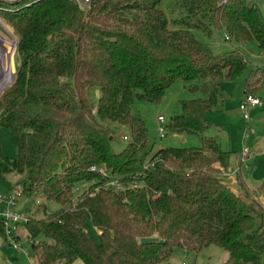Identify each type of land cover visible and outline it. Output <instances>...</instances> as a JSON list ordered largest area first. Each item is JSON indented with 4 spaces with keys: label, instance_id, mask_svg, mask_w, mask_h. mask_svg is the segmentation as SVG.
I'll list each match as a JSON object with an SVG mask.
<instances>
[{
    "label": "trees",
    "instance_id": "16d2710c",
    "mask_svg": "<svg viewBox=\"0 0 264 264\" xmlns=\"http://www.w3.org/2000/svg\"><path fill=\"white\" fill-rule=\"evenodd\" d=\"M161 2H0L19 60L0 92V126L17 149L8 159L0 148V184L11 174L22 195L42 199L41 216L24 223L38 264H157L176 247L209 245L226 253L219 264H264V207L239 177L225 182L228 152L205 135L206 114L245 61L237 52L213 56L193 35L222 33L264 51V13L256 0H172L169 18ZM177 80L198 96L179 102L166 132L195 135L199 146L152 151L131 106L159 101ZM263 83L257 68L245 94ZM120 130L126 141L116 151Z\"/></svg>",
    "mask_w": 264,
    "mask_h": 264
},
{
    "label": "rangeland",
    "instance_id": "374dc122",
    "mask_svg": "<svg viewBox=\"0 0 264 264\" xmlns=\"http://www.w3.org/2000/svg\"><path fill=\"white\" fill-rule=\"evenodd\" d=\"M20 0L15 3H19ZM0 2H13L0 0ZM259 11L264 13V0H256ZM161 9L169 18L173 17L172 0H162ZM9 8H6L8 10ZM12 10V9H9ZM196 40L206 44L213 56L223 53L237 52L245 61L243 72L234 80L223 83L221 98L217 105L210 109L205 118L208 122L209 129L205 133L207 136L218 138L221 147L229 155V174L226 179L239 177L246 186L255 193V201L264 207V196L258 193V188L264 180V83L254 92L261 102L260 108H248L249 119L247 123L239 109L243 100L244 90L246 89V78L257 68H264V51L259 50L254 41H248L243 44H230L228 40L214 35L206 37L199 31H193ZM0 41H5L6 48H2L0 58V92L3 88L11 83V79L19 65L18 55L16 52L17 35L0 10ZM3 43V42H0ZM12 44V45H11ZM3 45V44H2ZM233 48V50H232ZM235 48V50H234ZM7 51H9L10 66L8 67ZM9 63V62H8ZM13 67V68H12ZM8 83V84H7ZM6 84V85H5ZM5 85V86H4ZM95 94V93H94ZM198 95L189 91L188 85L180 80L174 82L157 102L135 101L131 109L134 114L139 116L145 123L148 131V139L152 144V151L165 147H184L191 148L199 146V138L195 135L172 134L165 131L163 138L157 135L156 117L162 116L165 124L169 119L179 112V102L195 98ZM123 135L125 132L119 131L113 139L112 148L116 151L121 150L125 145ZM0 148L2 154L8 159H14L17 156L16 146L9 132L0 126ZM247 150L250 156L244 161L241 159L242 151ZM14 177L9 174L6 180L0 184V195L7 196L12 193ZM236 189L235 185H232ZM42 199H27L24 195L16 201L15 210L25 217H40L41 213H36V207ZM44 202V201H43ZM49 210L56 208L52 202H46ZM5 204L0 203V213L4 210ZM92 236L97 237L94 228H90ZM15 234L18 237V243L21 251L12 249L0 238V264H38L31 253L30 240L26 237L25 224L21 222L17 225ZM226 258V253L219 247L209 245L202 248L199 252H192L179 247L173 249L168 261L157 264H219ZM74 264H82L76 260Z\"/></svg>",
    "mask_w": 264,
    "mask_h": 264
},
{
    "label": "built area",
    "instance_id": "2783aa9c",
    "mask_svg": "<svg viewBox=\"0 0 264 264\" xmlns=\"http://www.w3.org/2000/svg\"><path fill=\"white\" fill-rule=\"evenodd\" d=\"M9 2H18L20 0H5ZM80 7L86 8L89 4L90 0H74ZM227 40V37H225ZM261 102L260 100L251 95V94H245L243 96V100L239 105V109L243 114V118L245 122L247 123L249 116H248V108H260ZM156 123H157V135L159 138H163L166 131V124L164 118L160 115L156 117ZM125 139V138H124ZM264 152H260V154H263ZM250 156V152L247 150L242 151L241 159L244 161L247 157ZM229 174V172H228ZM227 175V174H226ZM110 186L118 188L119 184L116 182H109ZM74 193L78 192V188H75L73 190ZM22 196L21 188L19 186L14 187L12 193H10L7 196L0 195V203L5 204L4 210L0 213V222L1 226L3 228V235H4V242L9 245L14 250L21 251V246L18 243V237L15 234L17 225L21 222L26 223L28 220V217L23 216L22 214L18 213L15 210L16 207V201L19 197ZM30 243H34V241H30ZM31 264H33V261H31Z\"/></svg>",
    "mask_w": 264,
    "mask_h": 264
},
{
    "label": "bare ground",
    "instance_id": "6f19581e",
    "mask_svg": "<svg viewBox=\"0 0 264 264\" xmlns=\"http://www.w3.org/2000/svg\"><path fill=\"white\" fill-rule=\"evenodd\" d=\"M0 42H3V43H0V49H1L2 52H4V50H2V48H6V45H4V43H6V42H5V41H0ZM2 44H3V45H2ZM11 45H12V44H11ZM8 52H9V51H7V53H6L7 56H6L5 58H7V64H8V67L11 68V66H10V61H11V60H10V58H9V53H8ZM8 62H9V63H8ZM12 68H13V67H12ZM4 88H5V87H4ZM4 88H3V89H4ZM2 91H3V90H2ZM2 91H1V92H2Z\"/></svg>",
    "mask_w": 264,
    "mask_h": 264
},
{
    "label": "water",
    "instance_id": "95a60500",
    "mask_svg": "<svg viewBox=\"0 0 264 264\" xmlns=\"http://www.w3.org/2000/svg\"><path fill=\"white\" fill-rule=\"evenodd\" d=\"M13 79H14V75H13ZM13 79H12V81H11V83L9 84V85H11L12 83H13ZM8 85V86H9ZM3 92V91H2ZM1 92V93H2ZM0 93V94H1ZM225 182H227V183H231L232 182V179L231 178H228V179H225ZM155 239L154 238H145V239H141V242H149V241H154Z\"/></svg>",
    "mask_w": 264,
    "mask_h": 264
},
{
    "label": "flooded vegetation",
    "instance_id": "af4514ba",
    "mask_svg": "<svg viewBox=\"0 0 264 264\" xmlns=\"http://www.w3.org/2000/svg\"><path fill=\"white\" fill-rule=\"evenodd\" d=\"M1 55H2V51H1V49H0V58H1Z\"/></svg>",
    "mask_w": 264,
    "mask_h": 264
},
{
    "label": "crops",
    "instance_id": "0c3cea01",
    "mask_svg": "<svg viewBox=\"0 0 264 264\" xmlns=\"http://www.w3.org/2000/svg\"><path fill=\"white\" fill-rule=\"evenodd\" d=\"M244 94L246 93V90H244V92H243ZM255 96V95H254ZM264 152V151H263Z\"/></svg>",
    "mask_w": 264,
    "mask_h": 264
}]
</instances>
